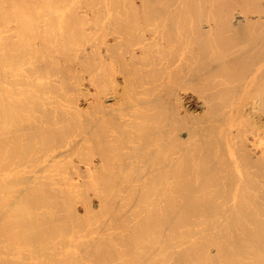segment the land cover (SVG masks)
Wrapping results in <instances>:
<instances>
[{
  "label": "bare ground",
  "instance_id": "1",
  "mask_svg": "<svg viewBox=\"0 0 264 264\" xmlns=\"http://www.w3.org/2000/svg\"><path fill=\"white\" fill-rule=\"evenodd\" d=\"M0 264H264V0H0Z\"/></svg>",
  "mask_w": 264,
  "mask_h": 264
}]
</instances>
